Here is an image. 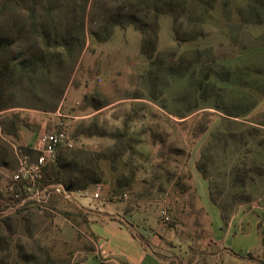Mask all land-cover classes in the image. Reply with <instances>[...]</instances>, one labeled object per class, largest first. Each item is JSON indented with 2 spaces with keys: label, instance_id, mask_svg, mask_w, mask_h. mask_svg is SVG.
Instances as JSON below:
<instances>
[{
  "label": "rangeland",
  "instance_id": "obj_1",
  "mask_svg": "<svg viewBox=\"0 0 264 264\" xmlns=\"http://www.w3.org/2000/svg\"><path fill=\"white\" fill-rule=\"evenodd\" d=\"M156 1L179 3L184 12L177 22L159 16L152 62L142 53V38L133 26H115L107 37L100 30L113 14L135 13L139 0H90L84 44L56 111L14 108L0 113L3 249L15 232L12 246L18 240L27 244L26 254L41 264L45 260L38 246L53 260L68 258L77 264L96 241L81 218L68 215L97 222L98 214L114 220L139 210L150 226L155 221L159 225L145 233L163 245L155 246L157 251L178 259L194 256L200 262L209 252V224L191 172L206 181L210 199L224 218L241 203L264 204V36L252 33L264 25L258 22L264 18V0ZM20 3L17 10L0 0V38L12 43L14 58L41 47L38 32L30 30V7L62 4L71 12L75 0ZM137 15L150 22V14ZM70 26L51 32L54 40L72 38ZM59 130L74 139L70 151L97 155V183L86 184L85 175H79L71 189H98L99 197L51 196L39 213L9 190L18 168L16 152L37 148L43 134ZM69 227L77 233L73 242L65 238ZM13 248L10 255L0 253L11 264L17 256Z\"/></svg>",
  "mask_w": 264,
  "mask_h": 264
},
{
  "label": "trees",
  "instance_id": "obj_2",
  "mask_svg": "<svg viewBox=\"0 0 264 264\" xmlns=\"http://www.w3.org/2000/svg\"><path fill=\"white\" fill-rule=\"evenodd\" d=\"M13 8L21 10L20 0H8ZM90 0H75V5L71 12L62 4L56 6L35 4L29 8L30 30L38 32L41 47L29 55H21L14 58L12 56L11 44L7 40L0 38V113L10 109H26L44 113H53L59 107L71 74L78 62L80 52L84 44V25L86 8ZM135 13H117L104 20L100 29L107 37L115 26H133L141 35V51L145 57L152 62L158 43V18L160 15L170 16L175 22L184 12L179 3L168 2L159 4L156 0H139L138 5H134ZM67 10V11H66ZM63 12L66 13L63 16ZM150 16V22L144 23L137 14L144 13ZM75 14V19L70 20L71 14ZM258 22H264V18ZM17 24V23H15ZM64 24H70L74 32L73 37L65 41H55L52 33ZM70 26V27H71ZM70 137V136H69ZM74 146V139L70 137ZM57 152L56 161L43 169V184H62L69 190L71 184L77 181V176L85 175L86 184H95L98 179L95 175L99 171V166L95 160L96 154L84 150H67ZM73 149V147L71 148ZM19 151L28 155L31 160H35L38 153L31 148H21ZM3 153H0L2 157ZM97 159V158H96ZM5 163L0 162V166ZM92 168V169H91ZM91 174V175H89ZM71 180H65L69 177ZM92 176L93 178H90ZM58 181L64 182L60 183ZM81 190V189H78ZM195 190V189H194ZM20 211V210H19ZM78 217L84 224L88 223L85 215H68ZM15 233V232H14ZM11 233L7 237L4 249L0 247V253L6 251L9 255L11 248L16 250L17 256L13 264H41L33 254H26L28 245H13L9 242L14 235ZM16 234V233H15ZM3 229L0 228V238ZM90 237L96 241V237L90 232ZM5 238V236H4ZM12 249V250H13ZM39 252L44 257L43 264H70L69 259L53 260L50 258L44 247H39ZM92 246L87 253L94 252ZM83 257L77 264H80ZM0 264H11L0 257Z\"/></svg>",
  "mask_w": 264,
  "mask_h": 264
},
{
  "label": "crops",
  "instance_id": "obj_3",
  "mask_svg": "<svg viewBox=\"0 0 264 264\" xmlns=\"http://www.w3.org/2000/svg\"><path fill=\"white\" fill-rule=\"evenodd\" d=\"M252 33L264 36V25ZM191 174L199 208L209 224V252L204 260L199 262L194 256L178 259L171 253L162 255L154 248L162 249L159 240L145 235L158 223L150 226L143 211L134 210L123 212L114 220L98 214L100 221H88L84 226L97 236L95 251L86 253L80 264H264V204L241 203L224 218L221 208L210 199L206 181L195 172ZM82 211L88 214L84 208ZM67 232L64 236L68 242L77 239L73 229Z\"/></svg>",
  "mask_w": 264,
  "mask_h": 264
},
{
  "label": "built area",
  "instance_id": "obj_4",
  "mask_svg": "<svg viewBox=\"0 0 264 264\" xmlns=\"http://www.w3.org/2000/svg\"><path fill=\"white\" fill-rule=\"evenodd\" d=\"M72 147L73 142L68 133L65 130H59L42 135L38 147L33 149L38 153L35 160H31L26 154L16 152L18 168L12 177L13 185L9 188L12 196L17 199L21 198L20 200L23 202L29 200V204L36 206L39 213L46 209L51 196L64 200L98 199V189L92 192L89 189L69 190L62 184L42 183L43 169L55 163L58 150L60 148L71 149ZM96 187L98 188V185ZM161 215L165 222L169 220L164 211L161 212Z\"/></svg>",
  "mask_w": 264,
  "mask_h": 264
}]
</instances>
